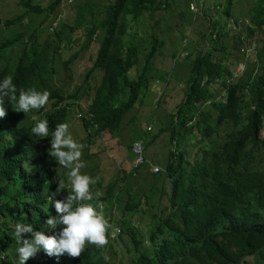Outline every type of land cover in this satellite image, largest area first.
I'll use <instances>...</instances> for the list:
<instances>
[{"label":"trees","instance_id":"1","mask_svg":"<svg viewBox=\"0 0 264 264\" xmlns=\"http://www.w3.org/2000/svg\"><path fill=\"white\" fill-rule=\"evenodd\" d=\"M231 2L214 3L215 18L195 14L206 23L200 39L209 49L196 48L198 40H189L194 57L179 67H187V77L175 111L169 113L166 124L156 123L155 134L147 137L149 133L141 130L129 139L143 141V163L133 166L132 158L128 172L118 170L120 182L111 179L101 195L84 201L95 208L103 204L109 214L114 202L122 200L125 193L120 209L127 217L109 222L108 245L103 249L86 245L79 258L67 254L50 257L41 249L37 264H122L112 240L123 246L126 264L264 261V156L254 155V151L264 148V0H249L242 18L247 20L246 33H236V42L244 45V54L246 45H254L253 36L262 34L253 60L243 57V66L237 70L227 69L224 60L213 53L215 43L236 25ZM59 3L60 0H51L43 6V0H17L19 13L0 21V49L22 43L12 68H0V81L10 76L18 92L35 89L50 93L45 108L25 114L16 112V116L9 113L12 105L8 98L0 97L6 110L0 119V264H10L12 253L18 258L11 249L18 245L14 235L17 222L31 224L34 231L46 236L59 237L64 226L49 229L46 221L58 218L54 202L64 200L71 191L70 170L49 155L51 132L58 123L68 124L66 116L71 106L81 101L86 110L79 120L84 130L90 128L89 138L118 132L125 115L149 89L153 81L148 77L151 59L161 46L152 28L144 48L138 21L160 10L175 11L172 0H85L76 7V24L56 21V28L48 31L51 22L58 20L53 11ZM186 12L178 10L180 20ZM35 17L40 19L35 21ZM48 17L49 23L42 25ZM95 35L98 40L91 66L74 89H62L52 78L48 60L63 49L67 57L62 53L60 56L67 69ZM79 43L76 50L68 52ZM219 51L223 52L221 48ZM137 65L140 67L132 76L130 70ZM175 70L173 65L169 73ZM39 120L48 121L49 137L31 133ZM158 134L168 137L162 168L151 175L146 191L139 192L135 184L124 180L126 176L135 177L137 169L145 165L144 149ZM61 180L65 187L57 193ZM134 221L143 228L136 227ZM23 238L32 237L26 234ZM26 263L32 264L29 260Z\"/></svg>","mask_w":264,"mask_h":264},{"label":"rangeland","instance_id":"2","mask_svg":"<svg viewBox=\"0 0 264 264\" xmlns=\"http://www.w3.org/2000/svg\"><path fill=\"white\" fill-rule=\"evenodd\" d=\"M50 1L51 0H43V6H46ZM84 1L85 0H60L59 5L53 11V14L56 13L55 17L58 18L59 22L76 24L78 21V10H76V7L84 4ZM91 1L98 3L103 0ZM172 1L175 11L160 10L153 13L151 18L142 16L138 21V35L140 39L144 38L145 40L144 48L148 43L149 34L152 32V28L154 35L159 41H161V46L157 48V52L153 59H151L150 63L151 70H149L148 77H152L153 81L141 101L135 103L125 115L120 130L114 133L103 132L98 137L89 138L87 131H90V129L88 128L87 131L83 130L79 118H77L78 112L83 113L85 109V103L83 101L72 105L70 114L66 116L68 118L69 133L77 143L84 145L81 160L85 163V167L80 171L83 175L92 173L91 175H88L96 181V183L90 185V191L93 197L98 196L97 193L101 195L104 186L111 179H116L117 182H120V178L116 177L117 174H120L118 173V170L128 172L131 169L130 161L132 155L130 154V149L128 147L131 142L129 140L131 136L140 133L141 130H145V125L149 124L151 129L147 131L149 133L147 137H150L151 134L153 135L156 133V123L158 122L159 125L166 124L169 119V113L175 111L176 105L183 96L185 78L187 77V67L184 70L179 67H181V62L188 63L194 57V48L189 40H198L196 48H201V50L209 49V46L200 39V33L204 31L206 23L202 18H198L196 15H201L204 18H215L217 12L213 5L222 0ZM231 1V16L236 20V25L234 27L232 26V29L229 30L227 36L215 43L213 53L224 60V65L227 69L237 70L241 69L243 66V57H247V60L250 61L253 60L254 50L260 45L258 40L262 34L258 33L253 36V38H255V41L253 42L254 45L249 44V46H247L244 43L246 45L244 51L248 47L246 50L247 52L244 54L242 52L244 45L237 44L236 41L238 38L236 33H238V31L242 32V34L243 32L246 33L245 24L247 20L242 18L249 5V0ZM16 2L17 0H0V21L4 20L5 17L11 13L12 15L19 13L18 7L15 5ZM188 3H190L189 7H191V11L187 5ZM179 9L187 11L186 16L183 17V21L178 17ZM39 16L42 17L41 15ZM40 17H35V21H38ZM155 20L156 24L154 25ZM49 21L50 18L48 17L43 20L42 25H47ZM54 28H56V26H54ZM18 29L19 26L17 28L15 27V30ZM50 30L49 26L48 31ZM179 30H182L181 33H183V36H181ZM1 33L5 32L1 31ZM97 40L98 35H95L93 41L89 44V47L87 49H82L76 56L77 58L68 65L67 69L63 68L61 63L63 62V58L60 56L62 53L63 57L66 58V51L61 49L60 54L55 53L52 64V78L57 84L62 86V89H74L77 84H80L85 70L91 66V56L94 55ZM80 44L81 43L72 48L71 44V49H68V52H73ZM21 47L22 43L17 42L12 47L0 49V68L4 65H8L12 68L21 52ZM220 48L223 52L219 51ZM186 53L188 55L184 56ZM173 65L176 67V70L171 74L169 73V70ZM247 65L249 66L250 63ZM139 67V65L132 67L130 74L133 76ZM82 86L85 85L82 83ZM91 87L94 88L95 86L91 85ZM138 119H140V122H138ZM193 136L194 135L190 138L189 143L193 141ZM167 138V134H158L150 141L147 148L144 149V155L146 158L145 165L137 169L135 177L126 176L124 180L125 183L131 185L135 184V190L139 192L146 191L147 186L151 184V175L157 172L155 168H157V170L162 168L161 165L164 159ZM254 155L264 156V148L262 147L260 150L254 151ZM152 162L154 164H152ZM125 183L123 184L126 185ZM68 186H70V182L68 183ZM121 197L122 200L125 199L126 195L124 192H122ZM151 197H154V195H151ZM122 200H119L116 203L114 202L113 208H111L109 214L107 208L103 210V214L108 222L111 221V223H115L118 218L127 217L126 215L121 214L120 205L122 206ZM135 226L143 228V225L137 222H135ZM144 231L146 232V230ZM111 243L113 244L114 249L119 253L122 264H126L123 246H121L117 240H112ZM18 246L19 245H17V247ZM11 249L12 252H16L17 248L15 249V247H12ZM38 257L39 253L36 254L35 257L29 259V261H31L32 264H37L35 260H37ZM15 258L16 254L12 253L9 260L11 262L10 264H18V258H16V260ZM260 264H264V261H261Z\"/></svg>","mask_w":264,"mask_h":264},{"label":"clouds","instance_id":"3","mask_svg":"<svg viewBox=\"0 0 264 264\" xmlns=\"http://www.w3.org/2000/svg\"><path fill=\"white\" fill-rule=\"evenodd\" d=\"M56 21L58 20H54L52 26L50 25L51 30L56 26ZM54 55H52V58ZM48 61H50L48 64L52 69L51 71H53V59ZM0 97L8 98L12 105L9 107V113L16 116V112L25 114L32 110L39 111L45 108L49 103L50 93L48 91L38 92L35 89L28 91L20 89L18 92L12 78L9 76L0 81ZM3 102V99L0 98V119H3L6 115V110L2 106ZM85 110L86 104L83 113L78 112L77 118L80 119L81 116H85ZM144 129L149 131L151 126L146 124ZM31 133L40 138L49 137L48 121L39 120L32 127ZM50 144L49 155L59 166L70 170L68 172V181L71 185V191L64 200H56L54 202L58 218L49 217L46 224L49 229H55L58 224L64 227L57 238L55 235L46 236L42 232L34 231L31 224L17 222L14 226V235L19 245L16 249L18 264H26V261L35 257L41 249L50 257H59L67 254L71 258H79L85 251L86 245H93L97 249H103L109 243L108 231L111 225L103 214V204L98 203L97 208H95L91 203H84V201H92L93 196L90 191V185L96 183L93 178L81 174L80 171L85 167V163L81 160L84 145L77 143L73 139L69 133V125L67 123H58L56 125L54 131L51 132ZM130 152L133 158L131 146ZM133 166L136 165L133 163ZM155 169L157 170V168ZM64 187V181L61 180L58 183L57 193L64 190ZM99 208L101 211L98 212ZM26 234H31L32 238H23Z\"/></svg>","mask_w":264,"mask_h":264},{"label":"built area","instance_id":"4","mask_svg":"<svg viewBox=\"0 0 264 264\" xmlns=\"http://www.w3.org/2000/svg\"><path fill=\"white\" fill-rule=\"evenodd\" d=\"M131 151L133 154L134 165H139L143 163V147L142 141L137 139L132 142ZM156 170V169H155Z\"/></svg>","mask_w":264,"mask_h":264}]
</instances>
